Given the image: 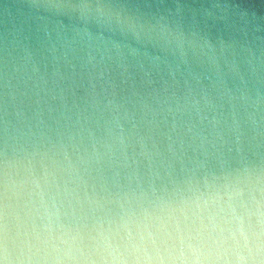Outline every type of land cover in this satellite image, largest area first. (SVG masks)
<instances>
[{
	"label": "clouds",
	"instance_id": "clouds-1",
	"mask_svg": "<svg viewBox=\"0 0 264 264\" xmlns=\"http://www.w3.org/2000/svg\"><path fill=\"white\" fill-rule=\"evenodd\" d=\"M0 264H264V0H0Z\"/></svg>",
	"mask_w": 264,
	"mask_h": 264
}]
</instances>
